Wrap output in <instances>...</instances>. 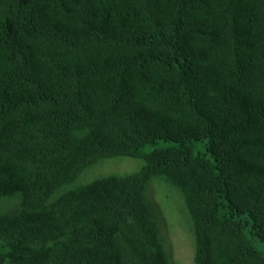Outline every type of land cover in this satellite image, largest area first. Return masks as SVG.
<instances>
[{"label":"trees","instance_id":"trees-1","mask_svg":"<svg viewBox=\"0 0 264 264\" xmlns=\"http://www.w3.org/2000/svg\"><path fill=\"white\" fill-rule=\"evenodd\" d=\"M152 184L264 264V0H0V264H171Z\"/></svg>","mask_w":264,"mask_h":264},{"label":"rangeland","instance_id":"rangeland-1","mask_svg":"<svg viewBox=\"0 0 264 264\" xmlns=\"http://www.w3.org/2000/svg\"><path fill=\"white\" fill-rule=\"evenodd\" d=\"M141 162V160L124 158L107 160L90 169L89 174L88 172L82 174L78 182L86 179L90 182L99 175L130 172L139 167ZM155 187L158 188L157 192L154 191ZM149 193L156 207L160 222V235L168 252L170 263L194 264L195 242L191 231V221L180 198L175 193H168L167 189L162 186L157 187L153 184L149 187Z\"/></svg>","mask_w":264,"mask_h":264}]
</instances>
